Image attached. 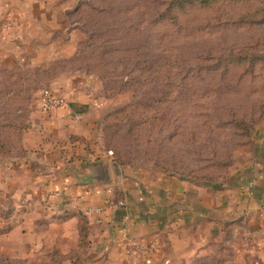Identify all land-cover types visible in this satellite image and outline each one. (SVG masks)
<instances>
[{
    "label": "rangeland",
    "instance_id": "obj_1",
    "mask_svg": "<svg viewBox=\"0 0 264 264\" xmlns=\"http://www.w3.org/2000/svg\"><path fill=\"white\" fill-rule=\"evenodd\" d=\"M10 3L21 4L0 0L8 33ZM42 20L60 54L46 67L17 68L0 36V264H134L138 254L95 253L82 229L77 243L53 235L36 252L35 213L3 185L27 155L39 91L74 78L96 82L88 93L108 109L100 144L122 168L185 180L189 202L216 199L210 218L169 232L156 264H264V197L253 212L236 205V187L264 172L254 166L264 160V0H35V42Z\"/></svg>",
    "mask_w": 264,
    "mask_h": 264
},
{
    "label": "crops",
    "instance_id": "obj_2",
    "mask_svg": "<svg viewBox=\"0 0 264 264\" xmlns=\"http://www.w3.org/2000/svg\"><path fill=\"white\" fill-rule=\"evenodd\" d=\"M19 2L17 7L11 3V7L3 6L16 24L10 33L0 31V36L9 40L7 49L13 52L12 61L17 68L24 63L31 69L46 67L60 55L54 52V44L47 36L50 33L44 29L47 24L51 28L52 23L42 20L39 40L35 42V0ZM39 9L42 11L43 6ZM3 47L6 48L0 46L1 61L9 59ZM64 80L62 87L45 88L66 96V106L46 113L39 104L44 88L37 95L33 118L24 136L27 155L18 160L15 169L5 171L7 180L3 185L9 191L8 197L13 198L20 212L34 211L36 252L42 250L44 242L52 243L53 235L77 243L82 229L95 253L119 255L124 261L125 246L134 241L142 247L133 256L134 264H156L158 258H163L169 232L210 218L211 204L216 199L208 202L211 207L200 201L189 202L185 199V180L150 175L113 162L100 144L108 109L94 103L88 93V86L97 85L96 82ZM263 164L264 160H256L254 166ZM94 171L108 174L110 181L98 183ZM260 174L250 188L245 187L246 183L236 187L238 214L256 211L261 204L264 172Z\"/></svg>",
    "mask_w": 264,
    "mask_h": 264
},
{
    "label": "built area",
    "instance_id": "obj_3",
    "mask_svg": "<svg viewBox=\"0 0 264 264\" xmlns=\"http://www.w3.org/2000/svg\"><path fill=\"white\" fill-rule=\"evenodd\" d=\"M67 103L68 100L66 96L56 93L51 88H44L40 94L39 104L41 109L46 113L62 108L63 106H66ZM141 249V245L134 241L125 246V250L135 253L140 252Z\"/></svg>",
    "mask_w": 264,
    "mask_h": 264
},
{
    "label": "water",
    "instance_id": "obj_4",
    "mask_svg": "<svg viewBox=\"0 0 264 264\" xmlns=\"http://www.w3.org/2000/svg\"><path fill=\"white\" fill-rule=\"evenodd\" d=\"M94 173H97L98 176H95V180L98 182V183H108L110 181V178L108 177V174L105 173V175H101L99 174L97 171H94ZM96 182V183H97Z\"/></svg>",
    "mask_w": 264,
    "mask_h": 264
},
{
    "label": "trees",
    "instance_id": "obj_5",
    "mask_svg": "<svg viewBox=\"0 0 264 264\" xmlns=\"http://www.w3.org/2000/svg\"><path fill=\"white\" fill-rule=\"evenodd\" d=\"M0 157H2V156H0ZM3 158V157H2ZM2 158H0V160H2ZM112 160H113V162H115L116 164H118L119 166L121 165V167L123 166L122 165V163L121 164H119V160L117 159V158H112ZM249 169V172H251L252 171V169L251 168H248ZM141 171H144V170H141Z\"/></svg>",
    "mask_w": 264,
    "mask_h": 264
}]
</instances>
